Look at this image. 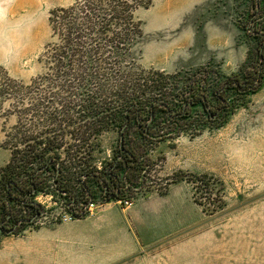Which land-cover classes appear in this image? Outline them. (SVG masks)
<instances>
[{
    "label": "trees",
    "instance_id": "16d2710c",
    "mask_svg": "<svg viewBox=\"0 0 264 264\" xmlns=\"http://www.w3.org/2000/svg\"><path fill=\"white\" fill-rule=\"evenodd\" d=\"M249 1L244 29L256 46L239 73L223 78L209 67L182 76L140 66L135 48L144 34L135 0H77L52 10L56 40L45 54L46 72L28 84L7 77L0 86L17 116L5 143L10 159L0 168V240L41 228L40 194L66 198L70 212L84 218L89 212L74 207L98 193L123 201L139 189L156 145L223 126L264 84V0ZM111 130L118 144L98 168L94 152ZM189 181L209 190L215 179Z\"/></svg>",
    "mask_w": 264,
    "mask_h": 264
},
{
    "label": "rangeland",
    "instance_id": "374dc122",
    "mask_svg": "<svg viewBox=\"0 0 264 264\" xmlns=\"http://www.w3.org/2000/svg\"><path fill=\"white\" fill-rule=\"evenodd\" d=\"M76 2L0 0V86L7 77L28 84L46 72L45 54L56 40L51 11ZM135 2L144 34L135 54L144 69L183 76L209 67L223 78L239 73L249 50L256 46V38L244 29L249 0ZM11 104L9 98L0 97V168L10 159L5 143L17 123V116L10 114ZM99 142L92 164L101 168L113 157L118 133L108 131ZM150 158L142 185L128 191L124 199L134 202L151 194L165 195L172 187L191 194L194 223L185 236L191 245L118 264H264V84L240 102L223 126L207 127L196 136L182 133L156 145ZM180 172L184 175L179 178L184 180L175 181ZM203 174L215 179L209 190L189 181ZM37 202L46 212L41 228L64 223L66 218L77 219L64 197L40 194ZM94 202L88 215L107 204L124 208L121 200L106 202L100 193ZM87 206H75V212L81 213Z\"/></svg>",
    "mask_w": 264,
    "mask_h": 264
},
{
    "label": "crops",
    "instance_id": "0c3cea01",
    "mask_svg": "<svg viewBox=\"0 0 264 264\" xmlns=\"http://www.w3.org/2000/svg\"><path fill=\"white\" fill-rule=\"evenodd\" d=\"M107 210L113 213L104 215ZM193 223L191 194L172 187L128 208L107 204L84 218L4 236L0 264H118L151 252H177L191 245L185 236Z\"/></svg>",
    "mask_w": 264,
    "mask_h": 264
},
{
    "label": "built area",
    "instance_id": "2783aa9c",
    "mask_svg": "<svg viewBox=\"0 0 264 264\" xmlns=\"http://www.w3.org/2000/svg\"><path fill=\"white\" fill-rule=\"evenodd\" d=\"M121 204H122V206L124 207V208H128V207H130L132 204H133V201H131L130 199H124L123 201H121ZM89 207L86 209L87 210V212L89 211V213H90V210L96 205V203L95 202H90L89 204ZM46 212H44V214H45ZM72 214V213H71ZM73 215V214H72ZM44 217V216H43ZM42 217V218H43ZM42 219H40L39 221H38V223L40 224ZM71 221V220H73L72 218H66L65 219V222H67V221Z\"/></svg>",
    "mask_w": 264,
    "mask_h": 264
}]
</instances>
